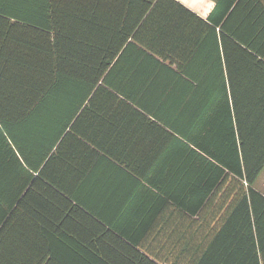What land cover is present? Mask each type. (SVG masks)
Masks as SVG:
<instances>
[{
    "label": "trees",
    "instance_id": "16d2710c",
    "mask_svg": "<svg viewBox=\"0 0 264 264\" xmlns=\"http://www.w3.org/2000/svg\"><path fill=\"white\" fill-rule=\"evenodd\" d=\"M212 1L202 19L177 0H0V201L7 179L12 189L0 264H50L14 253L5 225L11 236L21 220L49 229L78 207L104 223L83 241L96 254L82 257L88 264H162L97 207L128 200L123 178L186 214L221 207L217 234L181 264H264V196L254 188L264 169V0ZM129 121L167 125L180 169L159 162L164 177L146 176L130 162L136 149L120 138Z\"/></svg>",
    "mask_w": 264,
    "mask_h": 264
},
{
    "label": "crops",
    "instance_id": "0c3cea01",
    "mask_svg": "<svg viewBox=\"0 0 264 264\" xmlns=\"http://www.w3.org/2000/svg\"><path fill=\"white\" fill-rule=\"evenodd\" d=\"M177 1L202 19H206L213 6L212 0ZM184 15L187 14H181V17L184 18ZM179 16L177 15V17ZM183 22H186V20H183ZM181 31L185 32L188 29L184 25L181 26ZM189 32L194 34L192 30ZM179 62L181 63V60ZM156 124L159 126L154 127L152 122L147 121L142 123L141 126H137L129 121L122 127L121 133L123 135H120V138L124 139L123 145H133L136 149L132 155H129L130 162H138L140 167L146 168L144 169L146 176L161 175L164 177L166 169H157L158 163L165 162V164H168L167 168L171 169V174H173L175 170L180 169L181 157L170 152L171 145L174 143L173 139L170 138L164 143L163 135L164 137L167 136L162 133V128L169 130L167 125L158 121ZM94 131L97 132V135L102 134L99 127ZM113 131H115L114 128ZM139 153L142 154L136 156ZM124 154L125 152L121 154L123 158H125ZM172 162H175L176 169L172 170ZM90 169L95 170L96 173L99 171L98 166H92L86 171ZM7 175L9 174L7 173ZM118 175L124 177L122 172H119ZM17 177L19 178V174ZM8 180H6L5 186L2 187V197L6 196L7 199L5 201L1 199L2 201H0V215H2L3 209H9V190L12 189ZM141 182L145 187H142V183L132 178H129V180L127 178L120 179L117 181L116 186L120 193L129 194L128 200L121 201L114 206L97 202V207H100L98 209L107 215L114 225L117 227L124 226L133 234L132 237L139 243L140 249H138L140 252L153 260L154 258L161 259L162 264L175 261L178 262L177 264H181V257L195 256L203 242H206L204 240H211L217 234L222 224L220 216L223 210L220 206L219 210L216 202L209 205V210L206 208L195 215L186 214L181 210V205L146 182ZM17 184L19 186V179H17ZM91 188L92 186L85 191H92ZM254 188L264 196V169L256 180ZM93 190L98 191V188ZM225 205L227 210L229 207L227 202ZM89 214V211L85 208L78 207L73 213L74 216L49 219V229L44 226L47 225V223L43 224L45 221L34 222L32 228H29L30 224L21 220L17 231L12 236L9 234L10 225H5L4 232H6L8 241L13 239L16 244L19 242L18 247L15 245L17 248L13 250L18 255L33 256L35 260L45 255L55 258L50 264H88L82 257L96 254H92L94 251L84 248L83 241L93 239L94 226H98L97 220H101L97 217H90ZM145 227H147L146 231ZM226 232V239L232 241L230 249L233 251L234 233L229 231L228 228ZM261 241L259 256L264 257V236Z\"/></svg>",
    "mask_w": 264,
    "mask_h": 264
}]
</instances>
